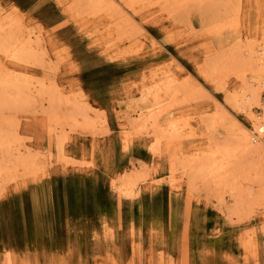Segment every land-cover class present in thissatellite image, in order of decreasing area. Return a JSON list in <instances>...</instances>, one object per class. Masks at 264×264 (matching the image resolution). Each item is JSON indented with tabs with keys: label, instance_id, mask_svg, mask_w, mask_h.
<instances>
[{
	"label": "rangeland",
	"instance_id": "1",
	"mask_svg": "<svg viewBox=\"0 0 264 264\" xmlns=\"http://www.w3.org/2000/svg\"><path fill=\"white\" fill-rule=\"evenodd\" d=\"M112 1L109 13L124 25L123 37L109 34L104 4L77 16L69 0H0V19L19 20L45 51L36 64L17 69L4 60L29 85L24 105L0 109L6 121L0 128L12 136L0 156L6 166L28 153L36 166L1 176L0 264H264V204L241 215L232 211L229 193L184 175L205 138L228 134L218 120L207 128L216 106L250 127L247 114L226 102L241 86L235 74L220 84L210 76L217 61L222 73L235 45L262 43L264 0H229L226 7L195 1L171 12L160 0ZM169 76L203 90L168 107L173 116L161 125L173 135L156 143L134 125L144 103L138 91ZM76 105L93 124H85ZM127 181L129 195L120 188ZM252 183L243 182L255 189Z\"/></svg>",
	"mask_w": 264,
	"mask_h": 264
},
{
	"label": "bare ground",
	"instance_id": "2",
	"mask_svg": "<svg viewBox=\"0 0 264 264\" xmlns=\"http://www.w3.org/2000/svg\"><path fill=\"white\" fill-rule=\"evenodd\" d=\"M195 1L198 3V5L200 1L203 2V0H199V1L197 0H160V2L166 3L165 7H167L170 12H171V9L173 8L182 9L183 5L184 6L188 4L190 5L192 2L195 3ZM209 1H210L211 6H214V5L218 6V4H220V1L226 2L223 5L224 7L229 6L231 3L229 0H223V1L222 0H209ZM68 3H70L71 11L76 12L77 16L79 15L80 10H82L83 12L84 11L83 9L89 8L87 10H90V8L94 9L95 6L97 7L98 4H101L100 7L102 6V4H104L105 5L104 8H106L107 10H105L102 7L101 8L104 9V12H106V15L109 17L108 22H107V26H108L107 29L109 30L108 31L109 34H114L115 32V35L117 37H120L125 34L124 25L123 24L119 25L118 21L117 20L114 21V17L110 16V13H109L110 9H111V14H112V11L115 10V8L114 9L112 8V5H115L113 4L114 2L112 0H110V2H107L106 0H69ZM136 4L134 6H136ZM238 6H239V3L236 7V10ZM92 11H95V10H92ZM219 11L220 10L215 11L217 13L216 15L217 18H219L218 16ZM84 13L86 12L84 11ZM96 13H97V10H96ZM118 16H120L119 13H118ZM125 18L124 17L121 18L123 19L124 24L126 23V20H127V19L125 20ZM25 30L22 24L19 22V20H14L10 17L8 18V16H5L4 18L0 19V109L3 107L17 108L19 105H22L23 103L21 104V102L26 100L25 94L27 90L25 91L24 88H27L29 85L28 82L26 81L24 83L22 82V84L21 82L18 81V77H21L20 76L21 73L17 75L18 72H16L17 73L16 74V73H10L9 71H7L8 68L5 69L7 66L4 60L6 59L8 60L6 62L8 66L10 65L9 66L10 68L17 69V67L21 65L22 63L31 64V65L36 64L37 58L41 57L39 56V53L42 51V55L45 54V51L39 49V47L40 48H44V47L42 45L41 46L38 45L39 42L37 40V36H36V39L35 38L32 39L30 32L29 31L27 32ZM126 35H125V38H126ZM38 38L40 39V37ZM262 38H263V40H261L262 43L258 44L259 46L258 45L253 46L254 44L252 43L253 41H250L249 39L247 42H245L244 45L238 44L239 47H237V49L235 45L233 47L235 50H232L233 49L232 48L231 49L232 51L230 52V54L228 52L227 54L229 55L226 54L225 56L226 61H228V65L226 64V66L222 67L223 74L222 73H221L222 75L216 74L218 66L220 67L221 65V64L219 65V62L217 61L216 63L212 65L214 66V69H212L211 71V76L209 75L211 78L210 79L211 81H216V82L218 81L219 83L225 75L230 74V73L235 74V76L241 82L240 83L241 86L239 87L238 90H235L233 93H230L229 96L227 95L228 97L226 99V102L232 108L236 110H241L247 114V116L249 117V121H250V127L249 128L243 127L237 120H235V118L231 117L228 114L229 112L227 113L225 110L219 109L220 108L219 106H216L215 108L217 111L214 112L215 113L214 117L210 121L207 122V128L208 130L209 128L213 129L216 123L218 121H221L222 123H224V125H226L225 128L228 130V134L226 138H224L223 140L214 139L211 136H209L208 138L209 140L208 139L206 140L205 138V144L207 143V146L204 144L205 147L200 148L196 152H192L190 163L187 162L189 164V165L187 164L189 167L185 171V174H184L186 175L187 180L192 183L196 180H200L206 183L207 185L219 187L220 190H222L223 192L229 193V195L231 196L233 200V202H231L232 211L239 212L241 213V215L243 214L242 210H244V208H248L254 203L264 204V105H262V103L260 102V92L261 91L264 92V34ZM31 41H34L35 43H31ZM106 45H109V44H106ZM177 80L178 79L175 76H169L166 80H163V81L158 80L149 85L143 84V86L139 88L138 92L141 98L140 100L143 99L144 103L141 106H139V113L135 111V119L137 122L134 125H138L136 127L141 128L142 131H144L145 133H150L152 137H155L154 139L156 143H160L161 139H163L162 137H166L165 134L168 135V133L164 134V129L161 125V123H163L162 119H165L166 117L170 116V114L171 115L173 114V112L172 113L170 112L168 107L169 106L171 107L174 103L178 102L180 97L181 99L183 97L185 98L186 94L187 96L190 94V97H192L191 93H195L198 91L200 92V90L202 89L201 88L199 90V85H197L198 87L196 85H192L186 79L185 81L182 80V82L179 80L177 81ZM186 82H188V84ZM41 86H42V83H41ZM51 87L49 86L46 88H48L47 89V94L49 97L48 100H51L49 102L53 103V101H55L56 94L54 93V89ZM46 88H44V90ZM30 93H32V91H30ZM186 101H188V99H186ZM24 104H25V101H24ZM257 106L261 107V110H262L261 113H256V110H254V107H257ZM75 108L76 109L74 111L78 110L79 113H81V116L82 118H84L85 124L87 126L90 124H93L90 122V117H88L85 112L82 113L84 108L78 107L77 105L75 106ZM167 108H168V111L165 110ZM51 116L53 117L54 114H52ZM3 119L4 118L0 116V125L1 123H4V122L6 123V121H3ZM134 121L132 123H134ZM143 124H146V125L149 124L150 128H146V126ZM175 125H177V123H175ZM134 127L135 126H133V130H135V133L137 134L140 129H138L137 131V128L135 127L136 129H134ZM143 127L146 128V130ZM175 129L176 128H174V130ZM131 131L129 132L131 133ZM176 132L178 133V131H175V133ZM212 132L215 133L214 130ZM171 134H169L168 136L171 137ZM211 134L213 136V133ZM176 135H179V134H176ZM128 136L129 135L127 134L125 138ZM11 137L12 136H9L3 133L2 129L0 128V148H3L6 145H8L9 141L11 142V140L9 139ZM181 137L182 135L180 136V138ZM219 137L222 138L220 135ZM59 145H60L59 148H63L62 139L60 140ZM159 145L158 144L154 145L153 146L154 148L152 147L153 150H156V149L158 150L159 147L157 146ZM6 150H7V147H6ZM18 154L19 155H17L15 158H12L9 161H7V163L9 162V164L6 163V166L3 165L4 164L3 159L0 156V179L2 175L3 176L6 175L7 177L5 178L12 179V176H13L12 172L18 166H22L24 168H32L36 164L35 157L30 156V154L28 153L26 155L25 154L23 155L22 153H18ZM3 157H5V155H3ZM6 160L4 159V161ZM11 167L13 169H11ZM245 180L250 181V184L253 182L255 185H257V187L254 189L253 186H250V185L247 186V184L245 186L243 184ZM121 185H124V186H121ZM121 185H120V188L122 187L121 189H123L125 192L128 191L127 194L129 195V192H131L133 185L128 181L127 183H122Z\"/></svg>",
	"mask_w": 264,
	"mask_h": 264
}]
</instances>
